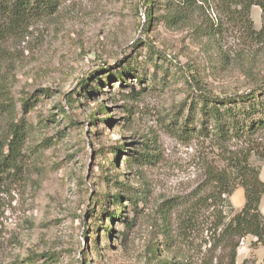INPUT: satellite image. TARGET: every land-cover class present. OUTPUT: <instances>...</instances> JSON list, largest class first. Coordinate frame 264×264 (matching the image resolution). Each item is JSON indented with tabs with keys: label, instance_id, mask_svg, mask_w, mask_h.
Listing matches in <instances>:
<instances>
[{
	"label": "rangeland",
	"instance_id": "1",
	"mask_svg": "<svg viewBox=\"0 0 264 264\" xmlns=\"http://www.w3.org/2000/svg\"><path fill=\"white\" fill-rule=\"evenodd\" d=\"M146 1L61 0L51 15L0 29V149L14 124L27 127L23 173L0 187V264H230L217 210L189 215L205 165L222 166L218 151L175 128L202 95L264 81L262 10L194 0L170 25L166 0L151 19ZM251 163L264 182V163ZM253 242L240 240L234 264H263Z\"/></svg>",
	"mask_w": 264,
	"mask_h": 264
},
{
	"label": "trees",
	"instance_id": "2",
	"mask_svg": "<svg viewBox=\"0 0 264 264\" xmlns=\"http://www.w3.org/2000/svg\"><path fill=\"white\" fill-rule=\"evenodd\" d=\"M60 1L0 0V29L21 28L28 22L51 15ZM146 2L145 16L151 19L150 13L156 0ZM165 3L169 18L164 21L172 25L177 18L191 9L194 0H166ZM216 5L224 12L238 7L240 11H246V15L251 7L257 6L262 10L264 26L263 0H216ZM262 31L263 29L258 34ZM124 71L133 72L134 68L128 66ZM122 78L120 75L119 79ZM95 90H98V87ZM98 111L105 113L101 106ZM189 111L186 119L175 128L177 137L182 141L197 137L205 139L217 149L222 163V166L205 165V194L192 203L189 215L203 207L206 211L217 210L214 232L220 239V245L232 251L229 258L230 264H234L235 251L241 239L252 237L254 245L264 248V217L259 209L261 198L264 196V182L259 178V167L251 163L252 158L264 163V81L241 94L222 97L202 95L196 104L189 107ZM194 114L199 116L197 126ZM26 131L24 124H14L11 129L12 140L4 146L6 152H3V148L0 149V187L7 181L18 179L23 173L21 145ZM229 144L233 145L234 149H229ZM235 186L242 189L244 203L241 209L226 221L222 209L224 205L231 208L228 198ZM111 200L113 205L122 211L124 207L119 201V195H113ZM108 217L110 221L120 219V213H108ZM128 225L129 223L126 224L127 227ZM105 231L110 232V229L106 228ZM165 238L168 240V236ZM40 257L42 255H33L23 264H34ZM174 264L186 263L179 261Z\"/></svg>",
	"mask_w": 264,
	"mask_h": 264
},
{
	"label": "crops",
	"instance_id": "3",
	"mask_svg": "<svg viewBox=\"0 0 264 264\" xmlns=\"http://www.w3.org/2000/svg\"><path fill=\"white\" fill-rule=\"evenodd\" d=\"M237 194V198L235 200V204L238 206L239 210L240 208L243 206V203H244V199H243V191L242 189L241 190H238V192L236 193ZM262 202H263V197L261 198V201H260V206H259V209L261 211V213L263 214V210H262Z\"/></svg>",
	"mask_w": 264,
	"mask_h": 264
}]
</instances>
